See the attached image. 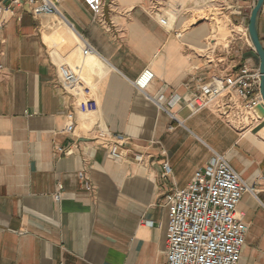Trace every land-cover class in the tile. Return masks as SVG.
I'll list each match as a JSON object with an SVG mask.
<instances>
[{
  "label": "crops",
  "instance_id": "0c3cea01",
  "mask_svg": "<svg viewBox=\"0 0 264 264\" xmlns=\"http://www.w3.org/2000/svg\"><path fill=\"white\" fill-rule=\"evenodd\" d=\"M256 1L103 0L95 13L63 0L64 21L14 4L0 16V264H165L166 196L217 155L254 187L238 206L248 224L239 264H264V116L254 110L239 129L192 101L213 77L257 68L242 57ZM260 36L264 45V8ZM62 65L97 102L70 136L67 113L85 97L68 90Z\"/></svg>",
  "mask_w": 264,
  "mask_h": 264
},
{
  "label": "built area",
  "instance_id": "2783aa9c",
  "mask_svg": "<svg viewBox=\"0 0 264 264\" xmlns=\"http://www.w3.org/2000/svg\"><path fill=\"white\" fill-rule=\"evenodd\" d=\"M7 1L10 3L7 5ZM63 0H0V16L10 13L11 5L25 6L35 17L57 15L63 21L64 16L58 9ZM95 13H99L103 0H83ZM0 20V27L4 24ZM58 21H49L46 28L57 29ZM248 36V30H246ZM63 82L71 93H83L84 101L67 113V123L63 133L74 135L79 115L93 112L97 102L93 92L80 81L69 67L60 66ZM262 74L258 68L242 65L237 76L228 80L225 76H215L203 91L192 97L198 108L208 107L224 117L230 124L237 122L243 129L250 123L249 114L263 103L260 93ZM153 78L150 70H145L134 81L139 91H145ZM242 100V102L240 101ZM250 120V119H249ZM95 140L107 145L111 140L106 130L97 129ZM63 154L69 150L61 149ZM114 154V151H113ZM165 174L171 173L168 163ZM85 178L84 172H79ZM54 198L59 201L60 191ZM90 189V186L87 187ZM254 187L244 181L222 155L203 170L197 171L190 183L166 196L169 203V221L167 226V260L165 264H239L242 247L248 232V224L243 220L238 206L246 192L253 193Z\"/></svg>",
  "mask_w": 264,
  "mask_h": 264
},
{
  "label": "water",
  "instance_id": "95a60500",
  "mask_svg": "<svg viewBox=\"0 0 264 264\" xmlns=\"http://www.w3.org/2000/svg\"><path fill=\"white\" fill-rule=\"evenodd\" d=\"M264 0H257L251 10L248 20V33L252 43V48L243 53V59L246 61L253 60L256 67L260 70V93L264 102V45L260 36V20L263 13ZM255 111H259L264 116V106L258 105Z\"/></svg>",
  "mask_w": 264,
  "mask_h": 264
},
{
  "label": "rangeland",
  "instance_id": "374dc122",
  "mask_svg": "<svg viewBox=\"0 0 264 264\" xmlns=\"http://www.w3.org/2000/svg\"><path fill=\"white\" fill-rule=\"evenodd\" d=\"M251 10H252V7H249L248 8V20H249V16H250V13H251ZM206 16H208V15H204V13H200V14H197L196 16H195V18H194V20L193 21H195V20H197V19H200V18H202V17H206ZM248 22V21H247ZM220 33L223 35H225V31H220ZM248 41H249V45H247V47L245 48V50H250L251 48H252V43H251V40H250V37H249V33H248ZM224 45L225 44V41H224V39H223V37H222V39H217L216 40V44L215 45H213V44H211L210 46H212L213 47V49H214V47L215 46H217V45Z\"/></svg>",
  "mask_w": 264,
  "mask_h": 264
},
{
  "label": "bare ground",
  "instance_id": "6f19581e",
  "mask_svg": "<svg viewBox=\"0 0 264 264\" xmlns=\"http://www.w3.org/2000/svg\"><path fill=\"white\" fill-rule=\"evenodd\" d=\"M61 27H62V26H61ZM61 27L58 28V30H57L56 32H58V31L61 29ZM53 36H54V34L52 35V34H49V33H45V40H49V39H51Z\"/></svg>",
  "mask_w": 264,
  "mask_h": 264
},
{
  "label": "flooded vegetation",
  "instance_id": "af4514ba",
  "mask_svg": "<svg viewBox=\"0 0 264 264\" xmlns=\"http://www.w3.org/2000/svg\"><path fill=\"white\" fill-rule=\"evenodd\" d=\"M262 43H263V41H262Z\"/></svg>",
  "mask_w": 264,
  "mask_h": 264
}]
</instances>
